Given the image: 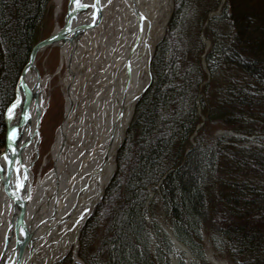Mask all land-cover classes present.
<instances>
[{"label": "trees", "instance_id": "trees-1", "mask_svg": "<svg viewBox=\"0 0 264 264\" xmlns=\"http://www.w3.org/2000/svg\"><path fill=\"white\" fill-rule=\"evenodd\" d=\"M50 1L0 0V153L5 111L42 39ZM174 4L116 173L79 235L80 261L70 253L67 264H170L171 242L158 221L146 219L158 216L160 205L193 264H207L204 230L213 249L233 264H264V147L244 146L237 138L210 141L203 132L215 121L246 136L264 135V0H225L211 17L221 0ZM205 38L211 42L206 54ZM198 107L205 121L197 129ZM220 212L228 224L215 223Z\"/></svg>", "mask_w": 264, "mask_h": 264}, {"label": "bare ground", "instance_id": "bare-ground-1", "mask_svg": "<svg viewBox=\"0 0 264 264\" xmlns=\"http://www.w3.org/2000/svg\"><path fill=\"white\" fill-rule=\"evenodd\" d=\"M65 1L54 0L57 20L64 17L63 25L57 24L64 35L54 47L66 68L60 83L65 113L49 154L52 169L44 176L33 172L41 139L35 112L41 110L42 120L52 77H43L39 70L29 76L31 118L19 131L21 162L32 173L15 163L13 185L26 209V235L21 236L27 242L24 264L56 263L77 245L86 219L115 172L135 104L150 78L151 58L174 11V0H81L88 7H78L72 0L65 23ZM18 114L11 113L12 125ZM23 206L8 201L0 189V264H11L15 242L7 227L21 218ZM7 236L11 245L3 249ZM172 245L171 264H180L185 246L178 241ZM207 258L211 264H231L212 251Z\"/></svg>", "mask_w": 264, "mask_h": 264}, {"label": "rangeland", "instance_id": "rangeland-1", "mask_svg": "<svg viewBox=\"0 0 264 264\" xmlns=\"http://www.w3.org/2000/svg\"><path fill=\"white\" fill-rule=\"evenodd\" d=\"M66 4H67V1H65L64 5H63L64 11L66 10ZM54 14H55L54 3H51V5L47 11V15L45 17V20L43 22V26L41 28L42 39L46 38L48 35H50L56 27V19H55ZM216 15H218V14H216ZM58 23L60 25H63V23H64L63 15L58 19ZM166 35H167V33H166ZM166 35L164 36V38L166 37ZM170 39L172 41L171 45L173 48V46L175 44V39L171 36H170ZM206 40L207 39H204L205 51H206V45H207ZM203 56H204V54L201 56V63H202V66L205 70V67L203 64ZM37 68L43 77L46 75H49L52 77V79L49 83V86H48V91L50 93L49 98H48V106H47L46 112H45V114L41 120L40 128H39V133L41 136L39 154L38 155H36L37 153L35 154L36 155L35 156V165L33 167V172L35 173L34 175L37 176L38 174H41L44 176L48 171H50L52 169L53 162L50 161V155L49 154L51 151L55 132L57 131V128L61 124V122L64 118V113H65V100H64L63 91L61 90V87H60V83H61V78L64 75L66 68L61 66V54H60L59 49L57 47H53V48L47 49L46 51L39 54V56L37 57ZM209 80H210L209 77H207V80L205 82H207ZM198 112L200 113L201 120H202V122L200 123V126H199V128H200L204 124V121H205L204 116L205 115L203 114L201 107H198ZM134 113H135V111H134ZM133 116H134V114H133ZM203 132H204V135L207 136L210 141H218L221 139H223L225 141V140H228L229 138H237V139L241 140V142L244 144V146H251L252 145V146H258V147H264V135L246 136L244 134L237 133V132H234L232 130L224 129L223 127L216 124L215 121L212 122V124L210 126H208ZM196 135H197V133L195 132L191 137L192 144L196 143L195 137H194ZM116 170H117V160H116ZM158 188L159 187L157 186L156 189H158ZM148 191H149V196L153 197L155 194L153 192V190L148 189ZM101 201L99 203H101ZM157 201L159 202V196L157 197ZM99 203H98V205H99ZM159 205H160V203H159ZM97 206L95 207V209L97 208ZM95 209L93 210L91 216L93 215ZM89 218H90V216L88 217V219ZM146 219L150 223H152L153 219L158 221V223H159V225H160V227L164 233H165V230H164L165 226H167L168 228H171V224L167 221L165 214L161 210V205H160L159 210H158V216L154 217L153 215L149 214V215H147ZM215 221H216L215 222L216 224H222V223L228 224L230 222V218L228 217V215L225 212H220V213H217L215 215ZM165 235L168 237V235L166 233H165ZM202 235H203L204 250H205L204 258H205V261L207 264H211L207 258V254L209 251L210 252L212 251L216 257H220V258L226 260L227 262L233 264L231 262V260L228 259V257H224L223 255L217 253L213 249L207 230H204ZM153 236H154V233H153ZM168 239H169V237H168ZM78 247H79V239H78V243L75 246V248L72 249V251L70 252L73 256V259H76V258L79 259L78 254H77ZM171 249H172V252L170 255V259H169L170 264H171L172 255L175 253L172 243H171ZM182 255H185V262H184L185 264H193L192 261L195 260V258L192 259V261H190V263H189L185 252L180 253L179 263L181 261ZM67 256L62 259V260H64V264H67V263H65ZM62 260L58 261L56 263H53V264H61ZM198 260H196L197 263L202 264V262L198 261ZM79 261H80V259H79Z\"/></svg>", "mask_w": 264, "mask_h": 264}, {"label": "water", "instance_id": "water-1", "mask_svg": "<svg viewBox=\"0 0 264 264\" xmlns=\"http://www.w3.org/2000/svg\"><path fill=\"white\" fill-rule=\"evenodd\" d=\"M224 1L225 0L221 1V5L219 6V9L216 12L214 11V12L210 13L209 17L216 15V14H219L221 12V7H222V4ZM71 2H72V0H68L67 11L65 14V23H67L68 19H69V13L71 10V7H70ZM51 3H54V0L50 1L48 9H49ZM54 10H55L54 15H55V19H56V27L50 35H48L46 38L39 40L33 46L32 50L29 54L28 60L24 64V66L21 70V73L18 77L16 87H15V99L12 101V103L7 107V109L5 111L6 134H5V147H4L3 151H1V153H0V189L2 190V192L5 195V198L8 201H11L12 203H15V204H21L22 206H23V201H22L20 195L15 190V187L13 185V179H14V175H15V173H14L15 163L17 162L18 167L20 169L24 170L25 172H28L29 175H32V173H31V171H28L27 167L21 162L22 146H19V144H18V139H19V136L21 133L19 131H23L28 127V122L31 118V101L33 100V91H32L31 86L29 84V76L32 73H33V75L35 73H36V75H38V73H39L38 68H37V57L39 56V54L46 51L47 49H51L52 47L56 46L58 43V40L63 38V35H64L63 34L64 31H62L61 29L60 30L57 29L58 28V26H57V24H58L57 18L58 17L56 14L55 6H54ZM170 20H171V17H170ZM206 42H207V45H206L205 54L211 46L210 41L206 40ZM154 53H155V50H154ZM154 53H153V56H154ZM205 54L203 56V64H204L205 70L207 71ZM153 56H152V58H153ZM152 58H151V60H152ZM150 63H151V61H150ZM149 68H150V65H149ZM151 81H152V75H151V70H150L149 81L146 84V86L144 87L139 99L137 100V102L135 104V107H136L137 103L139 102V100L141 99V97L143 96V94L145 93V91L150 86ZM13 105H15V107H13ZM10 109H11V113L15 110L17 112H19V114L17 116L16 123L13 125L10 122V116H11V114L9 112ZM134 111H135V108H134ZM35 114H36L37 131H38L37 134L39 136V134H40L39 133V125H40L39 123H41L40 122L41 121V110H37L35 112ZM133 114H134V112H133ZM5 157H7V159ZM115 172H116V168H115ZM115 172H114L112 178L110 179V181L108 182L107 186L109 185V183L113 179ZM107 186H106V188H107ZM104 193H105V191H104ZM104 193L101 197V200L104 196ZM20 213H21V218L14 223L12 221L9 222L8 227H7L8 231L12 230V235L14 236L13 240L15 242L13 244V247H12L13 257L11 259V264H24L22 255L25 252L26 247H27L26 236H24L23 239L21 240V236L26 235V227H27L26 226V218H25L26 209L24 206H23ZM87 219H86L85 223L87 222ZM85 223H84V225H85ZM84 225H83V227H84ZM164 230H165V233L169 237V241L172 244H174V241H178L185 246V253H186V256L188 258V262L190 263V261H192V259H194V256L191 253V251L189 250V248L183 242L179 241L175 237L171 228H170V231H167L166 229H164ZM80 233H81V231H80ZM10 245H11L10 237L7 236L4 239L3 249H7ZM74 260L79 261L78 258H76Z\"/></svg>", "mask_w": 264, "mask_h": 264}, {"label": "snow or ice", "instance_id": "snow-or-ice-1", "mask_svg": "<svg viewBox=\"0 0 264 264\" xmlns=\"http://www.w3.org/2000/svg\"><path fill=\"white\" fill-rule=\"evenodd\" d=\"M73 3H75L78 7H88V5L81 3V0H73ZM92 7H96V5H92ZM15 107V105H13ZM11 114V109L9 110ZM7 159V157H5Z\"/></svg>", "mask_w": 264, "mask_h": 264}]
</instances>
